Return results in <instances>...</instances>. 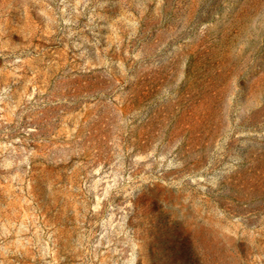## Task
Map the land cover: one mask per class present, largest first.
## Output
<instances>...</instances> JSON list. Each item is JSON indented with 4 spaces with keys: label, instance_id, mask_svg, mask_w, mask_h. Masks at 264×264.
<instances>
[{
    "label": "rangeland",
    "instance_id": "obj_1",
    "mask_svg": "<svg viewBox=\"0 0 264 264\" xmlns=\"http://www.w3.org/2000/svg\"><path fill=\"white\" fill-rule=\"evenodd\" d=\"M0 264H264V0H0Z\"/></svg>",
    "mask_w": 264,
    "mask_h": 264
}]
</instances>
